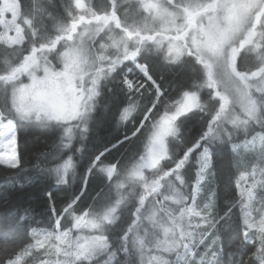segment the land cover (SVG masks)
I'll list each match as a JSON object with an SVG mask.
<instances>
[{
    "label": "clouds",
    "instance_id": "obj_1",
    "mask_svg": "<svg viewBox=\"0 0 264 264\" xmlns=\"http://www.w3.org/2000/svg\"><path fill=\"white\" fill-rule=\"evenodd\" d=\"M11 7L0 264H264V0Z\"/></svg>",
    "mask_w": 264,
    "mask_h": 264
},
{
    "label": "snow or ice",
    "instance_id": "obj_2",
    "mask_svg": "<svg viewBox=\"0 0 264 264\" xmlns=\"http://www.w3.org/2000/svg\"><path fill=\"white\" fill-rule=\"evenodd\" d=\"M0 3H6L9 5L7 10H0V25H5L6 23H11L15 13L12 10L11 5L15 3V0H0ZM11 158H9L10 161ZM6 161V162H9Z\"/></svg>",
    "mask_w": 264,
    "mask_h": 264
}]
</instances>
